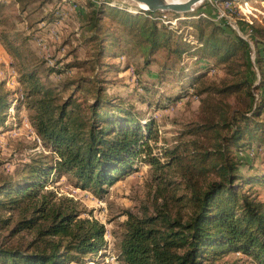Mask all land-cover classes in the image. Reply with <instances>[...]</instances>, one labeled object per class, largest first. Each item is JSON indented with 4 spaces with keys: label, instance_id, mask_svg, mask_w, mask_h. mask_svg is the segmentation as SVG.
Instances as JSON below:
<instances>
[{
    "label": "trees",
    "instance_id": "obj_1",
    "mask_svg": "<svg viewBox=\"0 0 264 264\" xmlns=\"http://www.w3.org/2000/svg\"><path fill=\"white\" fill-rule=\"evenodd\" d=\"M17 1L23 4V10L27 8L26 0ZM51 1L43 0L42 4ZM92 6L84 27L91 33L88 40L99 45L101 66L104 64L100 58L112 53L107 46L120 43L115 30L105 24L107 9L121 15L116 19V28L133 35L137 34L138 26L141 37L135 44L146 68L159 51L166 50L156 78L161 83L178 79L177 92H161L143 84L147 93L158 92L156 103L160 107L166 108L183 99L190 89L197 95L208 93L209 88H196L205 69H190L186 58H196L195 63L212 58L228 62L238 51L243 59L239 65L245 68L238 69L240 78L220 91L245 90L250 104L225 116L222 123L199 122L185 132L196 135L227 128L226 134H218L221 139L214 149L190 150L188 143L192 141H183L161 152L159 157L152 154L150 144L153 120L143 122L123 97L107 93L100 84L106 78L77 80L79 90L87 88L93 92L92 102H79L72 97L63 100L56 87L41 80V70L36 64L20 61L19 82L30 111L29 120L51 156L34 159L25 166L23 176L0 184V209H19L22 215L11 226L10 218L0 217V229L10 227L9 238L23 231L34 234L25 245L0 243V264H82L88 258L95 259L93 256L108 247L105 224L83 216L86 209L80 208L73 198L48 189V181L52 173L56 177L72 174L78 188L100 193L136 171L142 159L157 174L158 207L155 214L125 213L127 218L116 257L119 264H216L217 259L228 253H243L264 264V200L251 192L254 185L264 186V169L249 174L256 166L252 162L248 164L250 169L244 170L247 160L238 154L246 148L264 147V27L247 25L255 45L253 62L249 42L225 22L212 21L211 17L181 19L199 25L198 44L193 46L179 30L159 28L156 18L167 15L161 11L140 10L141 14L136 16L104 3H92ZM202 21L211 26L209 33L201 27ZM0 41L14 55L24 51L5 31L0 32ZM189 74L193 75L190 80ZM12 92L0 83V127L12 108ZM140 95L143 103L153 104L148 96ZM48 157L52 158L50 162L46 160ZM172 167L182 172V183L168 180V168ZM172 184L184 185L185 192L177 198L188 208L183 216L169 212L168 200L175 196L168 194L167 187Z\"/></svg>",
    "mask_w": 264,
    "mask_h": 264
},
{
    "label": "rangeland",
    "instance_id": "obj_2",
    "mask_svg": "<svg viewBox=\"0 0 264 264\" xmlns=\"http://www.w3.org/2000/svg\"><path fill=\"white\" fill-rule=\"evenodd\" d=\"M27 8L17 0H0V32L5 31L11 40H15L23 53L14 55L10 53L0 41V83L3 82L8 90H12V108L8 111L4 126L0 127V184L11 179H18L24 175L25 166L32 163L42 155L51 156L48 148L32 127L24 99V89L19 82L20 61L36 64L41 70V80L54 86L59 91L63 100L74 98L79 102L90 103L93 101V92L79 90L77 80L86 82L97 78H106L102 85L105 91L115 96L123 97L128 106L139 113L143 122L153 120V137L150 141L152 154L161 157L166 150L175 148L183 141L188 143V149L199 151L204 148L214 149L221 135L228 132L227 128L219 131H208L205 134H186L187 130L199 122H223L224 117L234 111L243 110L250 104V98L245 90L236 92H223V88L234 83L240 78L245 67L239 65L243 59L241 52L232 57L228 62H219L217 58L206 59L195 63L196 58H186L189 68L201 67L206 73L198 81V87L209 88L208 93L197 95L194 89L183 99L173 102L163 108L157 105L158 92L147 93L143 84H149L161 92H177L179 80L160 82L158 71L166 58V50H161L155 55V61L146 68L144 59L136 41L140 39L139 28L137 34L129 35L125 30L116 28L117 18L111 9H107L105 24L115 30L119 44L107 47L112 53L102 56L101 64L98 62L99 45L89 41L90 32L85 30V22L92 10V3H104L114 8L125 9L136 16L140 10H147L146 6L135 0H53L43 3V0H26ZM206 11V12H203ZM167 15L157 17L159 28L177 29L180 34L188 38L193 45L198 44V26L181 19L197 20L198 17H211L215 22H225L250 44V56L253 62L256 59L255 45L251 39L252 31L248 30V23L264 27V0H204L195 9L181 17L174 16L173 12H163ZM212 13V14H211ZM207 19V18H206ZM193 22V21H192ZM201 27L209 33L211 26L204 21ZM115 53V55H114ZM238 64V65H237ZM189 80L193 78L188 75ZM182 81L188 80L182 78ZM161 83V85H160ZM197 90V89H196ZM254 90L256 96L259 95ZM140 94L149 97L153 104L143 103ZM145 98V97H144ZM162 104V103H161ZM20 106V107H19ZM19 107V109H17ZM221 134V135H218ZM195 144V145H194ZM255 146V144L253 145ZM183 151V149H181ZM238 154L245 160L243 169H250L248 164L253 162L257 173L264 169V147L257 149L246 148ZM144 157V156H143ZM142 157V158H143ZM50 162L51 157L46 158ZM136 171L122 177L112 186H106L103 192L95 193L92 190H83L77 187L76 178L72 174L52 177L47 188L57 192L59 196H67L78 202L79 207L86 209L83 216H90L105 224V239L108 247L100 252L95 259H86L82 264H119L116 257L118 245L123 232V222L126 212L155 214L157 202L155 190L158 181L156 172L146 161L139 160ZM259 169V170H258ZM168 180L182 183L184 176L181 171L168 168ZM210 179V178H208ZM167 180V181H168ZM166 181V182H167ZM205 182V181H203ZM169 209L173 216H183L188 208L177 200L184 189L183 184H172L169 188ZM251 192L264 200V186L254 185ZM162 199L158 200L161 205ZM0 217L10 218V226L22 217L20 210L0 209ZM10 227L0 229V243L7 245H25L32 240L34 234L28 231L8 237ZM80 264V263H71ZM216 264H258L252 257L243 253H228L216 260Z\"/></svg>",
    "mask_w": 264,
    "mask_h": 264
},
{
    "label": "water",
    "instance_id": "obj_3",
    "mask_svg": "<svg viewBox=\"0 0 264 264\" xmlns=\"http://www.w3.org/2000/svg\"><path fill=\"white\" fill-rule=\"evenodd\" d=\"M139 4L145 5L147 10L161 11V12H173L176 14L189 13L193 11L198 3H202L204 0H135Z\"/></svg>",
    "mask_w": 264,
    "mask_h": 264
},
{
    "label": "bare ground",
    "instance_id": "obj_4",
    "mask_svg": "<svg viewBox=\"0 0 264 264\" xmlns=\"http://www.w3.org/2000/svg\"><path fill=\"white\" fill-rule=\"evenodd\" d=\"M176 1H184V0H176ZM199 4H200V3H198L197 5H199ZM197 5H196V6H197ZM144 6H145V5H144Z\"/></svg>",
    "mask_w": 264,
    "mask_h": 264
}]
</instances>
